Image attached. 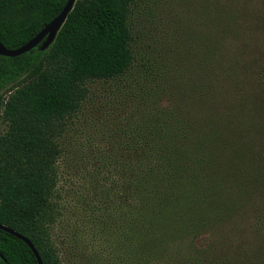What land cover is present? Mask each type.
Masks as SVG:
<instances>
[{
    "label": "trees",
    "instance_id": "obj_1",
    "mask_svg": "<svg viewBox=\"0 0 264 264\" xmlns=\"http://www.w3.org/2000/svg\"><path fill=\"white\" fill-rule=\"evenodd\" d=\"M66 1L0 0V43L23 46ZM135 2L75 0L48 48L0 56V224L27 238L43 264H60L51 238L58 140L87 97L86 83L116 78L132 64ZM198 7L199 30L179 48V69L168 76L178 85L151 93L120 166L138 264L177 257L200 264L190 261L196 241L241 222L264 189V89L247 61L264 54L262 34L252 28L263 27L264 0H202ZM0 264L37 262L23 241L0 230Z\"/></svg>",
    "mask_w": 264,
    "mask_h": 264
},
{
    "label": "rangeland",
    "instance_id": "obj_2",
    "mask_svg": "<svg viewBox=\"0 0 264 264\" xmlns=\"http://www.w3.org/2000/svg\"><path fill=\"white\" fill-rule=\"evenodd\" d=\"M201 1L136 0L129 15L132 64L116 78L87 82L86 99L66 119L58 140L53 193L58 212L51 228L60 264L139 263L132 244L131 213L121 192L120 166L140 115L151 108V93L178 85L169 83L168 76L180 65L179 48L199 30ZM261 23L252 24L262 34L260 47L264 46ZM257 54L247 61L264 89V54ZM258 99L264 103V96ZM5 129L0 118V135ZM251 200L241 222L196 241L199 251L190 256L191 262L264 264V189ZM182 263L177 257L174 264Z\"/></svg>",
    "mask_w": 264,
    "mask_h": 264
},
{
    "label": "water",
    "instance_id": "obj_3",
    "mask_svg": "<svg viewBox=\"0 0 264 264\" xmlns=\"http://www.w3.org/2000/svg\"><path fill=\"white\" fill-rule=\"evenodd\" d=\"M75 0H67L64 7L60 11V13L47 25H45L32 39H30L27 43L17 49H7L0 43V56L5 57H16L19 56L32 48H35L39 45V50L43 51L53 42L57 32L63 25L68 13L71 11ZM0 230L10 234L13 237L23 241L28 248L33 253L37 264H43L38 252L31 244V242L22 236L21 234L17 233L16 231L12 230L11 228L0 224Z\"/></svg>",
    "mask_w": 264,
    "mask_h": 264
}]
</instances>
